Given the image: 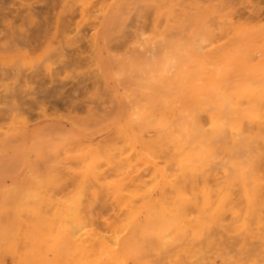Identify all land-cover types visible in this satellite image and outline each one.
Here are the masks:
<instances>
[{"label":"rangeland","instance_id":"obj_1","mask_svg":"<svg viewBox=\"0 0 264 264\" xmlns=\"http://www.w3.org/2000/svg\"><path fill=\"white\" fill-rule=\"evenodd\" d=\"M0 56V150L67 144L0 168V264H264V0H0Z\"/></svg>","mask_w":264,"mask_h":264},{"label":"bare ground","instance_id":"obj_2","mask_svg":"<svg viewBox=\"0 0 264 264\" xmlns=\"http://www.w3.org/2000/svg\"><path fill=\"white\" fill-rule=\"evenodd\" d=\"M118 1V0H116ZM116 3V2H115ZM114 3V5H115ZM114 7V6H113ZM104 8H108V7H104ZM109 10V8H108ZM108 14L106 16H104V20L105 22H110L113 23L116 17H120L119 16V11L117 12V10H109ZM101 12V11H100ZM106 12V13H107ZM105 13V14H106ZM100 15V13H99ZM104 24V23H103ZM102 24V25H103ZM106 25V24H105ZM154 27L155 29L157 28V23H154ZM102 27V26H101ZM95 30V29H94ZM99 29H97L96 34H95V40L101 39L100 38V30L98 32ZM17 38V37H16ZM16 40V39H15ZM17 42V41H15ZM22 42V41H21ZM18 44V43H17ZM10 45V44H9ZM19 46V45H16ZM15 47V46H14ZM5 59V57H1L0 56V62L1 64H5L3 62V60ZM109 63V62H108ZM120 64V63H119ZM105 65V64H104ZM38 71V70H37ZM153 86V85H152ZM159 90V89H158ZM35 91V90H34ZM35 94V93H34ZM37 99H39L37 97ZM36 99V100H37ZM34 101V100H33ZM35 102V101H34ZM37 103V101H36ZM122 103V102H121ZM124 104V103H123ZM14 105V104H13ZM38 105V104H36ZM123 107V105H122ZM10 109V108H9ZM122 109V108H120ZM124 109H126V107H124ZM123 109V110H124ZM112 110V109H111ZM4 111V110H3ZM26 111V110H25ZM114 111V109H113ZM115 112V111H114ZM123 112V111H122ZM121 112V113H122ZM111 113V112H110ZM120 113V114H121ZM113 113H111L112 115ZM47 115V114H46ZM32 117V116H31ZM1 118V117H0ZM58 121V120H57ZM61 122V121H60ZM54 122V121H50V119H47L46 116L44 115L43 117V122L41 124H39L38 126H35L34 128H30L29 126H25L22 127L20 129H18L19 132L17 133H10V134H4V143H3V149L0 150V168L3 167H12L13 163H15L16 160L21 158V152L20 149L22 150H26L28 149V145L30 144V142H32L33 140H36V138L38 136H43L45 139V143L46 145L52 146L53 148L56 147H64V145H67L65 142V138H64V134L66 133V129L61 127V124ZM37 124V123H35ZM66 124V123H65ZM68 124V123H67ZM66 124V125H67ZM33 125V124H32ZM68 126L71 128L72 126L68 124ZM32 127V126H31ZM17 128V127H16ZM73 130V129H72ZM71 130V132H72ZM17 131V130H16ZM84 144V143H83ZM91 144L88 142V145ZM32 145V144H30ZM86 146V144H84ZM87 145V146H88ZM89 147V146H88ZM27 151V150H26ZM25 151V152H26ZM24 152V153H25ZM26 164V163H25ZM27 165V164H26ZM26 167V166H25ZM12 169H10L9 171H11ZM13 181V180H12ZM11 181V182H12ZM264 229V228H263Z\"/></svg>","mask_w":264,"mask_h":264}]
</instances>
